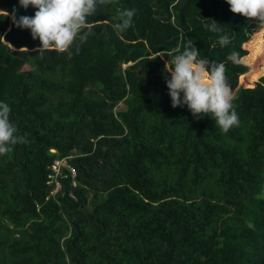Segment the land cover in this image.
Wrapping results in <instances>:
<instances>
[{
	"label": "trees",
	"instance_id": "1",
	"mask_svg": "<svg viewBox=\"0 0 264 264\" xmlns=\"http://www.w3.org/2000/svg\"><path fill=\"white\" fill-rule=\"evenodd\" d=\"M14 7L36 10L0 0ZM126 8L133 25L117 33ZM89 21L99 24L78 54L41 58L30 30L0 15V101L27 141L0 156V264H264V74L238 83L263 26L226 0H116ZM213 22L220 33L204 27ZM188 41L226 64L239 117L226 134L171 106L165 54ZM139 64L160 72L138 77ZM54 70L67 75L64 89L48 86ZM73 148L75 184L61 166L67 176L50 193L51 160Z\"/></svg>",
	"mask_w": 264,
	"mask_h": 264
},
{
	"label": "clouds",
	"instance_id": "2",
	"mask_svg": "<svg viewBox=\"0 0 264 264\" xmlns=\"http://www.w3.org/2000/svg\"><path fill=\"white\" fill-rule=\"evenodd\" d=\"M115 2L116 0H18L21 8L34 7V14L17 16L14 7L11 13L0 9V15L10 16L16 27L30 30L31 38L40 42L35 51L41 58L46 52L67 53L68 58H71L73 49L78 54L80 46L95 34L99 21L90 22L89 17L96 16L100 7ZM226 3L232 13L241 14L264 26V0H226ZM135 13V8L118 10L119 22L112 25L114 31L123 33L128 30L133 25ZM204 27L212 32H221L216 22L205 24ZM218 43L224 47L230 43V39L227 35H220ZM165 55L171 57L165 61L164 67L170 73L165 83L173 108L186 106L194 119L208 116L223 134L238 126L239 117L233 103L236 94L228 82L224 62L201 58L192 41H188L183 51L177 47ZM227 60L239 64V54L232 52ZM10 113L9 104L0 101V156L12 152L18 143L27 142L10 121Z\"/></svg>",
	"mask_w": 264,
	"mask_h": 264
},
{
	"label": "rangeland",
	"instance_id": "3",
	"mask_svg": "<svg viewBox=\"0 0 264 264\" xmlns=\"http://www.w3.org/2000/svg\"><path fill=\"white\" fill-rule=\"evenodd\" d=\"M264 35V33H263ZM246 49L247 52L243 55L242 60L249 65L248 70H246L243 73H240L238 75V83L241 84H250L253 81H255L260 75L264 74V45H261L256 48L255 45L251 44V39L247 40L246 42ZM131 61H127L125 63H122V66L130 63ZM167 73H169L167 71ZM66 74L61 75L59 74L56 70H54V73L52 75H50L48 78H46L48 86L51 89H64V86L66 84ZM67 79V78H66ZM49 150L51 152L55 151V148H49ZM75 150V148H73V151ZM77 155V154H81L79 152H77L76 150L74 151V153H67L64 155ZM55 157H59L58 155H56ZM45 198L47 197L44 196Z\"/></svg>",
	"mask_w": 264,
	"mask_h": 264
},
{
	"label": "built area",
	"instance_id": "4",
	"mask_svg": "<svg viewBox=\"0 0 264 264\" xmlns=\"http://www.w3.org/2000/svg\"><path fill=\"white\" fill-rule=\"evenodd\" d=\"M75 155V154H74ZM72 155H61L59 157H54L50 164H49V170L46 173V182L52 183V186L50 188V193H53L57 190H59L61 186V179L58 177V175L61 176H67V172L63 171L61 166H64L69 171V176L71 178V184H75V169L71 165V163L68 161V157H71ZM69 195L74 196L73 194L69 193Z\"/></svg>",
	"mask_w": 264,
	"mask_h": 264
},
{
	"label": "water",
	"instance_id": "5",
	"mask_svg": "<svg viewBox=\"0 0 264 264\" xmlns=\"http://www.w3.org/2000/svg\"><path fill=\"white\" fill-rule=\"evenodd\" d=\"M140 68H141V65L140 64L137 65L134 68H131V69H133L136 72V74L138 75V77H140L141 75H144L146 77H152L154 74L160 72V69H158L156 72H150V71H142V72H140ZM163 69H164L165 73H167V70L165 69V67ZM96 162H97L96 160H91L88 163H96ZM73 225L75 227H77L76 221H73ZM77 234H78V232H77Z\"/></svg>",
	"mask_w": 264,
	"mask_h": 264
},
{
	"label": "crops",
	"instance_id": "6",
	"mask_svg": "<svg viewBox=\"0 0 264 264\" xmlns=\"http://www.w3.org/2000/svg\"><path fill=\"white\" fill-rule=\"evenodd\" d=\"M263 33H264V26L261 29L257 30L255 32V34L253 35V37L251 38V44L255 45L256 48H258L260 46V44L264 45V35H263ZM257 37L259 38V40L256 43Z\"/></svg>",
	"mask_w": 264,
	"mask_h": 264
}]
</instances>
